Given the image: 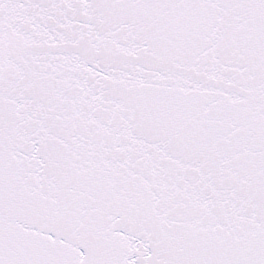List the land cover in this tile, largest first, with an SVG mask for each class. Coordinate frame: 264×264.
I'll return each mask as SVG.
<instances>
[{"label":"snow or ice","instance_id":"6c2138e0","mask_svg":"<svg viewBox=\"0 0 264 264\" xmlns=\"http://www.w3.org/2000/svg\"><path fill=\"white\" fill-rule=\"evenodd\" d=\"M0 264H264V0H0Z\"/></svg>","mask_w":264,"mask_h":264}]
</instances>
